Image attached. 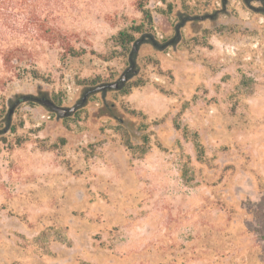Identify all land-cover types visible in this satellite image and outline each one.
I'll return each mask as SVG.
<instances>
[{"label":"rangeland","instance_id":"rangeland-1","mask_svg":"<svg viewBox=\"0 0 264 264\" xmlns=\"http://www.w3.org/2000/svg\"><path fill=\"white\" fill-rule=\"evenodd\" d=\"M138 1L62 19L79 55L0 66V264H264V0H150L123 52Z\"/></svg>","mask_w":264,"mask_h":264},{"label":"trees","instance_id":"trees-1","mask_svg":"<svg viewBox=\"0 0 264 264\" xmlns=\"http://www.w3.org/2000/svg\"><path fill=\"white\" fill-rule=\"evenodd\" d=\"M93 1L0 0V66L6 70L21 69L24 63L23 56L31 54L37 42L59 44L66 54L79 55L80 49L76 48L73 42L68 39L67 32L60 27L59 22L70 14H81L84 12L83 7L90 6ZM149 1L139 0L137 3L138 9L143 14L141 23L125 28L118 34L116 46L123 52L131 51L132 46L135 49V45L139 47L147 38L151 37L154 21L150 9H147ZM138 36L141 38L138 39ZM157 63L150 62L149 64L157 66ZM133 72V70H129L128 75ZM33 77L40 78L36 71L33 73ZM4 80L1 79L0 84ZM143 86L144 82L142 81H133L128 84L121 82L119 89H123L125 95H130L135 89ZM198 141V136L195 135L194 143L200 150L201 146ZM201 153L199 152L200 155ZM182 176L189 183L188 172H183Z\"/></svg>","mask_w":264,"mask_h":264},{"label":"water","instance_id":"water-1","mask_svg":"<svg viewBox=\"0 0 264 264\" xmlns=\"http://www.w3.org/2000/svg\"><path fill=\"white\" fill-rule=\"evenodd\" d=\"M135 49L137 50V47H135ZM126 80H127V77L124 76L121 79V82H125ZM119 87H120V83H112V84H104V85L98 86L96 88H92L86 92V94L84 95V97L82 99V103H85L90 95H93V94H96L99 92H104L106 90H118ZM21 101L37 102V103L41 104L42 106L48 108L51 112L57 114L60 118H67V117L73 115L81 105V104H79V105L72 107V108H64V107L58 106L52 100H50L46 97L37 98V97H33V96H24L21 98ZM12 114H13V110L10 111L9 116H11Z\"/></svg>","mask_w":264,"mask_h":264}]
</instances>
